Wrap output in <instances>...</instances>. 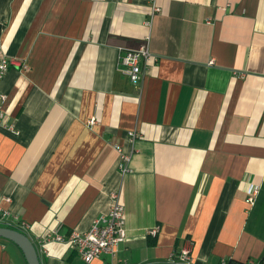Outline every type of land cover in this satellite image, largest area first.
Instances as JSON below:
<instances>
[{"label": "crops", "instance_id": "crops-1", "mask_svg": "<svg viewBox=\"0 0 264 264\" xmlns=\"http://www.w3.org/2000/svg\"><path fill=\"white\" fill-rule=\"evenodd\" d=\"M147 37L135 85L119 56ZM0 56L17 61L0 82V213L30 224L42 264H87L45 238L87 231L114 192L127 240L89 264L166 263L189 240L192 264L264 257V0H0ZM0 264L29 263L0 237Z\"/></svg>", "mask_w": 264, "mask_h": 264}, {"label": "built area", "instance_id": "built-area-1", "mask_svg": "<svg viewBox=\"0 0 264 264\" xmlns=\"http://www.w3.org/2000/svg\"><path fill=\"white\" fill-rule=\"evenodd\" d=\"M157 9V7H156ZM152 57L149 47V37L138 49L127 50L119 56V61L123 65V71L129 76L131 82L138 85L144 77L145 66L142 61H149ZM12 63H17L15 59H11L8 56H0V82L2 81L5 73L8 71ZM26 67V65H25ZM7 95L0 92V99L5 101ZM3 116V112L0 111V119ZM91 122H94L92 120ZM129 135L131 139L136 138L138 131H130ZM117 149L122 153V148L117 145ZM131 156L122 153L120 167L123 172L129 171L128 163ZM259 186L250 184L247 188L248 203L254 205L256 197L259 194ZM119 193H112L113 203L107 213L100 215L92 222L90 228L85 232L77 230L67 238L60 232V226L51 229L46 236V240L50 241H66L71 243L85 263L89 264L95 259L100 258L104 254L111 256L116 255L118 246L127 240V221L125 206L120 203ZM9 199V198H8ZM9 212L5 209L0 213V225L18 229L22 232H26L30 228V224L25 220H19L17 217L8 218ZM17 227V228H15ZM159 226H155L150 229L149 235L157 236L159 232ZM192 246L193 242L188 241L178 252H172L169 257V263L173 264H192ZM221 264H230L228 260H222ZM238 264H264V257L256 261H248Z\"/></svg>", "mask_w": 264, "mask_h": 264}, {"label": "water", "instance_id": "water-1", "mask_svg": "<svg viewBox=\"0 0 264 264\" xmlns=\"http://www.w3.org/2000/svg\"><path fill=\"white\" fill-rule=\"evenodd\" d=\"M0 237L9 239L16 243L23 251L29 264H42L38 249L33 240L24 232L5 226H0ZM155 264H173V263H155Z\"/></svg>", "mask_w": 264, "mask_h": 264}, {"label": "trees", "instance_id": "trees-1", "mask_svg": "<svg viewBox=\"0 0 264 264\" xmlns=\"http://www.w3.org/2000/svg\"><path fill=\"white\" fill-rule=\"evenodd\" d=\"M0 226H1V225H0ZM229 263H230V264H233V262H232V261H229Z\"/></svg>", "mask_w": 264, "mask_h": 264}]
</instances>
